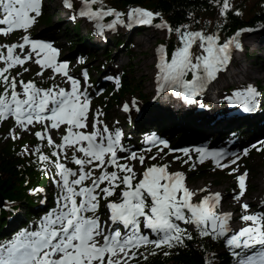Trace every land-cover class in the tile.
Segmentation results:
<instances>
[{"label":"snow or ice","instance_id":"6c2138e0","mask_svg":"<svg viewBox=\"0 0 264 264\" xmlns=\"http://www.w3.org/2000/svg\"><path fill=\"white\" fill-rule=\"evenodd\" d=\"M63 3L68 8L73 7L71 0H63ZM94 4H99L100 10L93 11ZM229 7V0H222L221 14L226 13ZM103 8V0H83V7L78 15L92 20L114 14L116 20L106 25L110 29L117 23H124L120 12L112 8L104 11ZM41 9L42 0H0V17H2L0 25L7 26L0 28V32L9 33L14 29L28 30L35 22V17L30 13L40 16ZM159 15L143 8H131L127 13V26L131 27L133 22L140 25H152L154 16ZM155 26L168 27L169 31H173L172 27L164 23ZM97 27L103 33L104 25H97ZM174 30L181 33L180 40L183 42V47L178 48L172 55L170 63L164 61L158 65L162 72L160 78L169 86L181 85L185 89V100L191 103L192 97L199 94L198 87L201 79L213 78L219 67L229 60L230 48H240L241 44L236 38L217 44L215 41L218 37L215 35H206L198 31L181 32L180 28ZM196 40H199V46L203 48L206 55L196 56V63H193L189 48ZM25 44H30L32 51L36 52L38 57L43 53V58L37 59V64L54 67L56 72L63 73L68 78L71 82L70 92L64 88L58 91H53L52 88L43 89L33 82L20 81L23 87V98H20V93L16 90L17 81L14 77L10 78L7 73L13 65L23 64L30 58V55L24 56L23 59L19 55H14V49L23 50ZM4 47L7 48V55L0 52V60L7 67L0 68V81L4 83V93L0 94V120L13 116L22 128H27L34 121L42 120H50L53 129H58L61 124H67L64 142L69 146L80 144L78 150L84 154L85 159L73 156L74 163L79 166L77 171L66 168L63 163L55 162V168L60 177L55 181L60 189L56 206L42 218L36 230L25 229L16 233L10 240L0 242V264H105L106 255L107 264H122V262L128 264L129 260L135 259L142 246L152 245L155 249H160L162 246L172 248L175 245H183L185 239H193V236L187 233L186 229L181 228L176 221L194 225L202 237L211 236L213 239L224 237L229 247L247 249L259 245L260 248L253 255L241 259L239 264H264V214L243 215L241 219L252 221V226L233 232L229 225L232 214H217L214 211L220 202V193L205 196L199 204L190 203L189 197L193 193L182 183L183 174L168 173L167 165L147 167L143 172V179L133 185L132 180L135 174L132 168L123 163H117L118 152L124 150L121 144L122 133L119 129L109 132V129L105 127L102 131L92 133L74 131V129L88 127L89 98L86 92L80 91L81 82L68 74V64H57L59 50L51 43L33 39L28 35L23 37V43ZM197 69L202 70L204 77L197 75ZM187 71L193 73L191 81L183 80ZM84 76L87 77L86 72ZM259 96L258 91L248 87L244 93L239 94L236 102L240 103L245 111H252ZM124 108L127 111L128 105ZM46 112L50 115H45ZM104 133L108 135L105 136ZM36 136L40 137L41 133L37 132ZM85 141L86 146L82 144ZM48 142L51 144L52 140L49 139ZM149 143L168 147V141L163 139L150 138ZM36 151L39 153L38 148ZM182 151L187 154L189 149L185 148ZM196 152L201 155V158L208 154L205 148H197ZM158 155L160 152L157 153ZM211 155L219 161L225 153L214 151ZM157 156H152L151 159L155 161ZM131 158L136 159V153H132ZM39 160L47 161L48 157L40 155ZM139 161L143 164L145 157L140 155ZM93 162H98L96 167L114 165L124 174L118 176V171L104 170L98 177L92 179L91 186H83L84 181L93 175L86 170V165H91ZM232 163H235V160ZM77 176L78 178L69 179V177ZM245 179L246 174L239 176L240 195L244 194ZM105 181L108 182V186L100 188ZM116 182L126 186L122 192V202H109L107 207L111 210L112 224L117 225L119 222L122 228L117 226L114 230L108 231L101 225L99 216L96 215L99 208L98 196L102 193L105 197H111L118 186ZM77 186L80 187L77 188ZM98 188H100L99 193ZM178 192H182L183 195L177 197ZM185 208L191 213L190 218L185 215L183 211ZM243 208L247 210L249 205L245 204ZM89 212L93 215H87ZM142 227L155 233V238L150 239L149 235L144 234ZM229 233L231 235H228ZM150 254L154 255L155 252L152 251ZM114 257L116 259H113Z\"/></svg>","mask_w":264,"mask_h":264},{"label":"trees","instance_id":"16d2710c","mask_svg":"<svg viewBox=\"0 0 264 264\" xmlns=\"http://www.w3.org/2000/svg\"><path fill=\"white\" fill-rule=\"evenodd\" d=\"M261 1L262 5L255 4L257 7L255 8L254 6L250 9L255 8V12L251 17H234L228 13L227 17L220 22H218V6L221 0H103V4L120 10H125L131 6L145 7L162 15L172 28H177L187 23L191 25L196 24V20L198 19L201 25L214 28L217 34L224 35L233 29L253 25L259 20L264 22V0ZM164 43L171 48L176 45V39L168 38ZM117 44H123V42L118 41ZM133 87L134 81L129 82L128 79H125V86L121 95L130 92L134 89ZM169 122H160L159 126L168 133L176 131L179 136L180 134L182 136L185 130H193L190 125L179 126L178 122L173 121L171 122L172 126H169L167 125ZM172 127H176V129H172ZM197 134L207 135L212 134V131L206 130L204 132H197ZM179 136L175 137V142L181 140L182 137ZM43 183V179L40 178L34 168L26 165L10 149V146L8 149L1 148L0 146V197L9 203H18L11 211L0 210V241L7 237L5 234L6 228L14 221L16 210L22 209L24 211L23 218H32L35 201L31 198L29 192L36 187L42 186ZM20 221L22 224V219ZM22 225L24 226L25 223ZM216 247L212 242L195 236L192 241H187L183 247L177 248L170 258H153L146 264H212ZM220 260L224 263L222 258Z\"/></svg>","mask_w":264,"mask_h":264},{"label":"rangeland","instance_id":"374dc122","mask_svg":"<svg viewBox=\"0 0 264 264\" xmlns=\"http://www.w3.org/2000/svg\"><path fill=\"white\" fill-rule=\"evenodd\" d=\"M254 1L255 0H246V3L248 4V6H250L251 4H253ZM59 5L60 4L58 0H49L48 6H50L49 11L52 17L51 22L55 23L53 26L52 25L49 26L50 29H54V27H57L56 23L64 17L63 15L61 16V10L59 9ZM52 11H54V14H52ZM127 21L128 19L124 20V24H126ZM121 27L119 25V28ZM121 29L125 30V28H121ZM118 31L120 32V29ZM57 33L58 31L53 32L54 35H57ZM132 33H133L132 35H129V42L132 45L131 46L132 48L131 52L133 55L132 60L131 59L128 60V58H125L124 56L125 53H121L122 51L125 52L126 49H122L121 51H119V49H113L115 50V53H113V55L115 56V60L117 61V63L114 62V67H116V64L121 63L124 69L127 70L128 72L127 78L132 79L136 85L142 87L141 89L143 93L148 95V92L150 91V89L148 90L147 85L153 82V78L155 79L154 75L156 72L155 71L156 55L154 52V48L157 43L156 41L165 38L166 33L160 31L159 35H155V36L152 32H149V31L143 32L139 34V36L135 34V31H133ZM62 35L63 34L59 33L60 42L64 40ZM119 35L123 36V37H120L119 39H126V40L128 39V36L125 35L124 31H122ZM251 36H253V34ZM262 37L263 36L253 37V38L251 37V39L253 40L249 38L250 39L249 42H251L253 46L251 47L248 46L245 52V55L244 54L240 55L241 58L238 61H236L235 66L232 69H230L231 70L230 74H234L235 72L237 73L238 70H240L239 72H242L244 70L243 72L244 74H241L238 72L234 77V79L236 80L238 84L241 81H245V76L250 77L252 79L251 83H253L254 81H258L260 83L263 82L262 76H263V68H264V45H262V43L264 41V37L263 38ZM73 40L77 44L76 40L75 39ZM129 42L127 43L128 45L130 44ZM138 42L140 43L138 44ZM96 63H97L96 59H92L91 62H89V64H92L93 66H95ZM74 66H77V64L75 63ZM232 78L233 77H230V76H225L224 78L222 77L219 81V85H222V84L226 85L230 83L231 80H233ZM133 98H135V96L133 97L127 96L126 98H124V101L131 104L134 101ZM113 110H118V107L114 108ZM144 112H145L144 116H150L151 114H153V109L149 108L147 111L145 110ZM249 165L253 171L252 186H254V182L257 180L264 182L263 180L264 179V168H263L264 166L260 165V158L258 157L254 158L249 163ZM253 178H254V182H253ZM205 183H206L205 181L195 182L192 184V186L195 187L193 189L197 191V188L202 186V184H205ZM258 194L262 198H264V193L261 192V187L260 189L256 188V191H254L250 195L251 199L254 196H257ZM22 213H24L23 210L21 211V214Z\"/></svg>","mask_w":264,"mask_h":264},{"label":"bare ground","instance_id":"6f19581e","mask_svg":"<svg viewBox=\"0 0 264 264\" xmlns=\"http://www.w3.org/2000/svg\"><path fill=\"white\" fill-rule=\"evenodd\" d=\"M52 10H54V9H52ZM53 13H54V11H52ZM56 12V11H55ZM61 16H62V12H61ZM261 26V24L259 23V22H257V27H260ZM155 33V31H153V34ZM260 36H263L264 37V30H260V31H258V32H254L253 33V36H250V39H251V37L253 38V37H260ZM262 37V38H263ZM236 39L238 40V41H244V42H241L240 44H241V47H244V49H246V48H248V46L249 47H251V46H253V44H251V42H249L250 41V39H249V36H246V35H238L237 37H236ZM247 39H249L248 41H247ZM251 40H253V39H251ZM141 42V41H140ZM140 42H138V44L140 43ZM137 44V45H138ZM251 44V45H250ZM262 45H264V42L262 43ZM233 51H235V52H239L240 51V48H233ZM125 56V58H128V59H130V57H128V56H126V55H124ZM241 58V56H239L238 58H237V61L239 60ZM232 65H234V64H232ZM243 68V67H242ZM231 66H230V68L228 69V68H226V66H224L223 65V67H222V70H220L219 69V71L221 72V73H219V77H220V74H222V75H224V76H231L230 74H228L231 70ZM240 70H238V72H239ZM237 72V73H238ZM244 72V70L242 71V72H239V73H241V74H244L243 73ZM236 72L233 74V84L235 85V86H239L238 85V83L236 82V80L234 79V77H235V75L237 74ZM113 79H115V78H113ZM220 79V78H219ZM245 80L247 81V83H250V81L252 80L250 77H246L245 76ZM218 81L219 80H211V79H208V81L206 82V83H204V85H203V88H206V89H208L209 87L210 88H215V89H217L218 87ZM154 82H151V84H148L147 85V88H148V90L150 89V91L152 90V84H153ZM241 84V83H240ZM150 86H151V88H150ZM211 86H213V87H211ZM142 88V87H141ZM209 88V89H210ZM150 91L148 92V93H150ZM144 107H146V106H143V108ZM139 113H140V111L139 110H136V112H135V116H138L139 115ZM125 152H128L129 151V149L126 147L125 149ZM120 155H122V154H120ZM255 184H258L259 185V181H255ZM264 188V182H261V189H263ZM264 190V189H263ZM50 196H52V195H48L46 198H45V200H48V198L50 197ZM251 203L252 204H254V200L253 201H251Z\"/></svg>","mask_w":264,"mask_h":264},{"label":"water","instance_id":"95a60500","mask_svg":"<svg viewBox=\"0 0 264 264\" xmlns=\"http://www.w3.org/2000/svg\"><path fill=\"white\" fill-rule=\"evenodd\" d=\"M3 205V201H2V198L0 197V208L2 207Z\"/></svg>","mask_w":264,"mask_h":264}]
</instances>
